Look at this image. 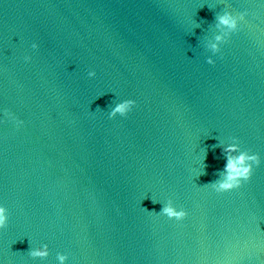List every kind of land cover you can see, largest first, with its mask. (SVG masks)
Listing matches in <instances>:
<instances>
[{"label": "water", "instance_id": "obj_1", "mask_svg": "<svg viewBox=\"0 0 264 264\" xmlns=\"http://www.w3.org/2000/svg\"><path fill=\"white\" fill-rule=\"evenodd\" d=\"M0 206V264H264V0H0Z\"/></svg>", "mask_w": 264, "mask_h": 264}, {"label": "clouds", "instance_id": "obj_2", "mask_svg": "<svg viewBox=\"0 0 264 264\" xmlns=\"http://www.w3.org/2000/svg\"><path fill=\"white\" fill-rule=\"evenodd\" d=\"M248 15L247 12H242L238 16L233 15L232 12H225L223 15L217 17L218 26H223L228 29L229 37L232 33L237 32L240 27V22L245 19ZM199 27V25H198ZM217 43H212L210 48L212 52L219 53L221 50L220 44L226 43L225 37L223 35H217L215 37ZM38 45L33 44V48H37ZM26 60H30L31 57H25ZM209 64H214L215 60L211 57L207 61ZM90 77H95L96 73L94 71L89 72ZM135 100H125L119 103H116L114 107L111 108L110 118L114 119L118 115L126 117L129 112L135 107ZM4 115L9 119L14 121L17 126H20L24 121L19 120L14 113L10 111H5ZM233 143L228 144L224 147L223 151L226 157V165L218 173V179L209 183L211 187L218 193L229 192L235 189H238L243 186L244 182L250 181L254 170L256 167H259L262 163L261 157L259 154H252L250 151L242 150L238 139L232 138ZM206 174V173H202ZM153 203H158L153 201ZM158 214L167 216L169 219H174L177 221L184 220L188 213L185 210H178L174 205L172 200H169L162 208V211ZM9 222L8 209L4 206H0V230L7 228ZM33 258H46L49 255L47 245L43 249H34L30 253ZM68 257L60 254L58 255V260L60 264H65Z\"/></svg>", "mask_w": 264, "mask_h": 264}]
</instances>
